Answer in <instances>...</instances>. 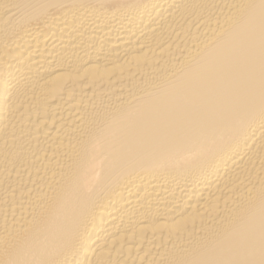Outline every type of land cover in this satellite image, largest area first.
Listing matches in <instances>:
<instances>
[{
    "label": "bare ground",
    "instance_id": "bare-ground-1",
    "mask_svg": "<svg viewBox=\"0 0 264 264\" xmlns=\"http://www.w3.org/2000/svg\"><path fill=\"white\" fill-rule=\"evenodd\" d=\"M0 264H264V0H0Z\"/></svg>",
    "mask_w": 264,
    "mask_h": 264
}]
</instances>
